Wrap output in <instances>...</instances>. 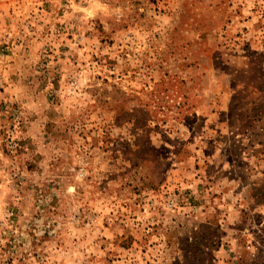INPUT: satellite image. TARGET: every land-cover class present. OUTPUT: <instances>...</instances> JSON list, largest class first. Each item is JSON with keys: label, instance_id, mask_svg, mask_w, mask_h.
<instances>
[{"label": "rangeland", "instance_id": "374dc122", "mask_svg": "<svg viewBox=\"0 0 264 264\" xmlns=\"http://www.w3.org/2000/svg\"><path fill=\"white\" fill-rule=\"evenodd\" d=\"M0 264H264V0H0Z\"/></svg>", "mask_w": 264, "mask_h": 264}, {"label": "trees", "instance_id": "16d2710c", "mask_svg": "<svg viewBox=\"0 0 264 264\" xmlns=\"http://www.w3.org/2000/svg\"><path fill=\"white\" fill-rule=\"evenodd\" d=\"M209 244H211V243H209ZM213 245V244H212Z\"/></svg>", "mask_w": 264, "mask_h": 264}]
</instances>
